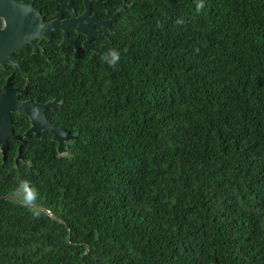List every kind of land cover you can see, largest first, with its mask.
Instances as JSON below:
<instances>
[{
    "label": "trees",
    "instance_id": "16d2710c",
    "mask_svg": "<svg viewBox=\"0 0 264 264\" xmlns=\"http://www.w3.org/2000/svg\"><path fill=\"white\" fill-rule=\"evenodd\" d=\"M129 3L114 56L34 82L79 134L0 156V196L57 218L1 200L0 264H264V0Z\"/></svg>",
    "mask_w": 264,
    "mask_h": 264
},
{
    "label": "flooded vegetation",
    "instance_id": "af4514ba",
    "mask_svg": "<svg viewBox=\"0 0 264 264\" xmlns=\"http://www.w3.org/2000/svg\"><path fill=\"white\" fill-rule=\"evenodd\" d=\"M124 3L126 10L130 7L129 0H0V39H6L9 43L17 39L27 40L20 52L10 55L14 64L0 65V90L10 80L13 90L23 91L27 87L24 95L17 96L20 103L42 105L54 100L59 105L49 110L60 109L63 101L54 97L40 103L43 99L32 92L34 82L51 77L57 67L54 63L63 57L71 59L75 55L86 54L107 56L104 53L93 54L91 48L84 46V42L87 40V44L95 48L102 45L115 48L112 35L121 13L115 21L109 22L110 27L107 23ZM53 23L57 28H53ZM47 111L44 117L49 124L63 129L70 136H78L79 128L73 119L71 122L68 119L58 120L48 115ZM11 118L15 135H22L28 130V118L17 114H12ZM37 134L39 139L49 136L50 140L51 133L46 130L40 129Z\"/></svg>",
    "mask_w": 264,
    "mask_h": 264
},
{
    "label": "water",
    "instance_id": "95a60500",
    "mask_svg": "<svg viewBox=\"0 0 264 264\" xmlns=\"http://www.w3.org/2000/svg\"><path fill=\"white\" fill-rule=\"evenodd\" d=\"M125 8L126 3H124L123 6L111 16V19L107 23L108 26L109 22L115 21L119 14L125 10ZM53 28H57V25H54V23ZM26 41L27 40L24 39H17L13 43H9L6 41V39H0V65L4 66L5 63L14 64L10 59V55L13 52H20L19 50L24 47ZM75 46L77 48V45ZM84 46L87 48H91L93 54L104 53L108 57H112L116 54L115 48L107 45H102L99 48L90 47V45L87 44V40H85ZM26 90L27 87H25L23 91H16L11 89L10 80H8L2 90H0V156L2 161H5L6 154L9 149V141H14L18 143L17 151L13 158L14 165H16L18 161L26 162V160H24L21 155V147L25 142V137H27L28 135H32L33 138L39 139L37 132L40 129L46 130L51 133L50 141L55 143L54 151L57 157L61 158L69 156L71 152L67 150V144L72 143L74 140H76L77 136L68 135L67 132L63 129L49 124L44 117L45 111L53 109L59 104L55 103L54 100L48 101L42 105H36L29 102L20 103L17 100V96L24 95L26 93ZM12 114L25 116L29 119V128L22 135H15L13 133V123L11 118ZM1 200H10L15 204L25 206L31 210L42 211L52 219H57L49 211L21 199L18 193H8L4 196H0V201Z\"/></svg>",
    "mask_w": 264,
    "mask_h": 264
}]
</instances>
